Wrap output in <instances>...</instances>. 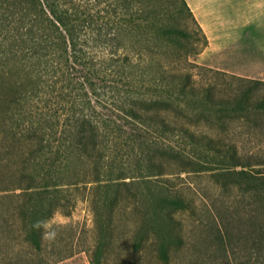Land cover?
<instances>
[{"label":"trees","instance_id":"16d2710c","mask_svg":"<svg viewBox=\"0 0 264 264\" xmlns=\"http://www.w3.org/2000/svg\"><path fill=\"white\" fill-rule=\"evenodd\" d=\"M178 1L182 8L175 0L169 7L153 0H0V150L23 183L13 190L25 195L17 212L35 249L41 250L43 224L62 207L57 194L80 183L93 185L99 194L91 199L99 238L91 264H102L114 214L121 209L134 213L140 225L135 248L152 223H166L171 229L177 223L175 213L187 207L180 196L166 187L155 191L147 186V192L140 193L134 186L139 177L112 166V150L118 144H134L126 135L129 131L154 133L159 139L175 135L188 144H201L222 158L228 171L220 178L232 180L240 191L256 189L242 187L230 176L247 175L250 167L235 150L188 126L209 121L213 108L221 122L225 103L213 100L208 88L199 96L189 74L166 70L162 60L155 61L163 57L157 53L159 45H178L181 32L175 14L184 13L197 25L184 0ZM167 17L172 21L166 22ZM201 35L204 49L207 40ZM152 41L155 51L150 49ZM169 55L173 63L175 54ZM251 90L239 95L234 112L264 106V95L257 106L248 104ZM191 101L201 108L190 111L183 105ZM137 145V160L146 171L141 178L151 184L148 178L164 174L161 160L171 154V146L144 137ZM15 156L20 167L11 160ZM238 167L240 171L231 173ZM216 236L222 245L224 236Z\"/></svg>","mask_w":264,"mask_h":264},{"label":"rangeland","instance_id":"374dc122","mask_svg":"<svg viewBox=\"0 0 264 264\" xmlns=\"http://www.w3.org/2000/svg\"><path fill=\"white\" fill-rule=\"evenodd\" d=\"M153 2L161 7L172 5L171 0ZM175 3L182 8L178 0ZM174 17L181 32L177 35L178 45L175 48L159 45L157 53L163 57L157 56L155 61L162 60L166 70L189 74L190 84L201 94L199 96L208 88L213 100L225 103L221 122L217 121L213 108L209 121H197L188 126L196 134L217 140L224 149L235 150L241 161L250 167L245 169L247 175L230 176L242 187L254 185L256 189L240 191L233 187L232 180L220 178L219 174L228 171L222 158L205 151L201 144H188L186 139L175 135L159 139L154 133L129 131L126 135L132 136L134 144H118L112 150L116 156L114 160L111 156L112 166L128 168L129 177H139L134 186L140 193L147 192V186L155 191L166 187L171 195L180 196L187 207L175 213L177 223L172 229L166 223L149 225L146 238L137 248L136 234L140 225L136 215L130 210L117 211L111 224V238L105 242L102 264H264V106H257L263 100L264 86L248 82L250 79L243 78L246 80L243 81L241 77L201 62L203 39L197 25L184 13ZM165 21L171 22L172 17ZM149 45L156 50L154 41ZM171 53L175 54L173 63L167 59ZM248 88L252 89L248 104L257 107L242 114L234 112L239 95ZM183 105L190 111L200 107L198 102L192 101ZM177 119L186 124L183 115L179 114ZM142 137L155 138L158 145L165 142L166 146H171L167 150L171 154L167 153L161 160L164 174L148 178L151 184L141 178L146 171L136 156ZM11 160L20 167L19 157ZM8 163L0 150V190H7L0 192V264H91V254L99 241L91 201L99 194L92 189L93 185L80 183L57 194L62 207L43 224L41 250H37L27 239L23 218L17 212L25 195L13 187L23 183L18 182V173L9 170ZM240 170L238 167L231 173ZM218 233L224 236L222 245L216 240Z\"/></svg>","mask_w":264,"mask_h":264},{"label":"crops","instance_id":"0c3cea01","mask_svg":"<svg viewBox=\"0 0 264 264\" xmlns=\"http://www.w3.org/2000/svg\"><path fill=\"white\" fill-rule=\"evenodd\" d=\"M207 45L199 59L230 75L264 82V0H184Z\"/></svg>","mask_w":264,"mask_h":264}]
</instances>
